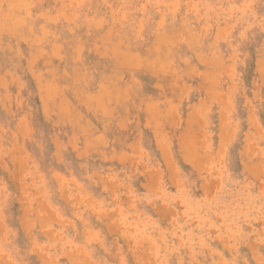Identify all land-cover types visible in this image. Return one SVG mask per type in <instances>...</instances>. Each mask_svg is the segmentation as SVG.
<instances>
[{
	"label": "rangeland",
	"instance_id": "1",
	"mask_svg": "<svg viewBox=\"0 0 264 264\" xmlns=\"http://www.w3.org/2000/svg\"><path fill=\"white\" fill-rule=\"evenodd\" d=\"M0 264H264V0H0Z\"/></svg>",
	"mask_w": 264,
	"mask_h": 264
}]
</instances>
